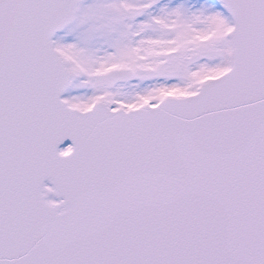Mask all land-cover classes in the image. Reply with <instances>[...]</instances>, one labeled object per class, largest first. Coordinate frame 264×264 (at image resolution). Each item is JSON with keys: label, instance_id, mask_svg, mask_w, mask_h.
Listing matches in <instances>:
<instances>
[{"label": "snow or ice", "instance_id": "obj_1", "mask_svg": "<svg viewBox=\"0 0 264 264\" xmlns=\"http://www.w3.org/2000/svg\"><path fill=\"white\" fill-rule=\"evenodd\" d=\"M0 264H264V0H0Z\"/></svg>", "mask_w": 264, "mask_h": 264}]
</instances>
